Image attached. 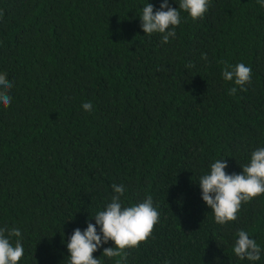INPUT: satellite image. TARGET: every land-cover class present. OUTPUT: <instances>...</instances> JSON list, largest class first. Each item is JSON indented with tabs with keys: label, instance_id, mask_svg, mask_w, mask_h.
<instances>
[{
	"label": "trees",
	"instance_id": "trees-1",
	"mask_svg": "<svg viewBox=\"0 0 264 264\" xmlns=\"http://www.w3.org/2000/svg\"><path fill=\"white\" fill-rule=\"evenodd\" d=\"M148 2L155 12L162 0H0V74L13 84L0 104V228L20 230L18 264H69L67 241L95 224L113 184L123 206L151 195L160 214L122 264H264V194L219 224L199 186L216 160L240 174L264 147V6L209 0L196 20L180 10L162 43L141 27ZM221 61L251 67L246 91ZM240 229L259 260L235 255ZM107 247L93 256L116 264Z\"/></svg>",
	"mask_w": 264,
	"mask_h": 264
},
{
	"label": "clouds",
	"instance_id": "clouds-1",
	"mask_svg": "<svg viewBox=\"0 0 264 264\" xmlns=\"http://www.w3.org/2000/svg\"><path fill=\"white\" fill-rule=\"evenodd\" d=\"M264 6V0H257ZM179 7H171L168 0H162L160 8L153 11V4L147 3L142 13L139 14L141 27L144 34L160 33L162 43H167L170 37H175V28L181 23L180 10L188 12L193 20L202 18L209 9V0H179ZM166 9V10H165ZM171 29V30H170ZM202 59L207 60V55L202 54ZM223 64L222 77L226 81H232L242 91L252 80V69L244 63L235 65L221 61ZM13 84L6 79V74H0V104L5 108L11 103L9 94ZM236 87L228 90L229 95H235ZM85 111H92V103L82 104ZM227 161L216 160L210 165V173L199 179L203 201L214 212L215 221L226 224L237 219V213L242 203L252 200L254 197L264 194V147H259L251 154L250 163L242 166V173L227 174L225 168ZM114 195L111 202L103 210L94 216L95 224L88 222L87 228L81 231L74 229L67 248L70 253L69 264H101V261L93 256V253L109 240L114 242V247L103 249L102 255L116 259V264H122L126 260V248L139 247L152 234L154 226L159 221V212L153 206V198H146L130 206H123L121 197L125 194L123 185L113 184ZM96 225L100 226V233ZM238 239L235 240L233 251L240 259L249 261L260 259L261 248L249 234L238 230ZM21 232L18 228H0V264H18L24 255V248L20 239H16L13 246L12 237L19 238Z\"/></svg>",
	"mask_w": 264,
	"mask_h": 264
}]
</instances>
